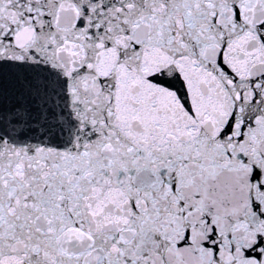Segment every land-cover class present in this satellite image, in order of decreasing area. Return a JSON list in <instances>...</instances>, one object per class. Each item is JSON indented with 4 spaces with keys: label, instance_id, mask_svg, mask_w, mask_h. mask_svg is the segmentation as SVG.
Segmentation results:
<instances>
[{
    "label": "snow or ice",
    "instance_id": "6c2138e0",
    "mask_svg": "<svg viewBox=\"0 0 264 264\" xmlns=\"http://www.w3.org/2000/svg\"><path fill=\"white\" fill-rule=\"evenodd\" d=\"M0 264H264V0H0Z\"/></svg>",
    "mask_w": 264,
    "mask_h": 264
}]
</instances>
